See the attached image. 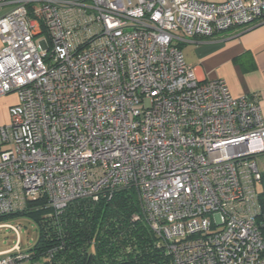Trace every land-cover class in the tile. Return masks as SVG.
<instances>
[{
	"label": "built area",
	"instance_id": "2783aa9c",
	"mask_svg": "<svg viewBox=\"0 0 264 264\" xmlns=\"http://www.w3.org/2000/svg\"><path fill=\"white\" fill-rule=\"evenodd\" d=\"M3 8L0 96L19 102L0 126V217L37 199L58 217L129 187L172 264H264L260 100L199 79L175 43L179 31L211 37L264 21V0ZM24 263L44 261L19 242L0 252V264Z\"/></svg>",
	"mask_w": 264,
	"mask_h": 264
},
{
	"label": "trees",
	"instance_id": "16d2710c",
	"mask_svg": "<svg viewBox=\"0 0 264 264\" xmlns=\"http://www.w3.org/2000/svg\"><path fill=\"white\" fill-rule=\"evenodd\" d=\"M260 203L264 234V182ZM50 212L43 199H37L13 214L36 219L39 235L29 250L44 264H172L141 215L134 188H119L99 200H75L58 217H50ZM50 250L52 257L44 259Z\"/></svg>",
	"mask_w": 264,
	"mask_h": 264
},
{
	"label": "crops",
	"instance_id": "0c3cea01",
	"mask_svg": "<svg viewBox=\"0 0 264 264\" xmlns=\"http://www.w3.org/2000/svg\"><path fill=\"white\" fill-rule=\"evenodd\" d=\"M3 11L0 9V15ZM175 43L199 79L222 78L232 95L258 96L264 120V21L220 31L211 37H188L179 31Z\"/></svg>",
	"mask_w": 264,
	"mask_h": 264
},
{
	"label": "rangeland",
	"instance_id": "374dc122",
	"mask_svg": "<svg viewBox=\"0 0 264 264\" xmlns=\"http://www.w3.org/2000/svg\"><path fill=\"white\" fill-rule=\"evenodd\" d=\"M39 37H37V40ZM2 46L0 39V47ZM19 102L18 92L12 91L0 96V126L9 125L12 121L10 107ZM257 163L264 171V154H258L256 157ZM264 174V172H263ZM264 182V181H263ZM26 207H24L25 209ZM10 213L2 216L0 225L8 224L19 227L18 233L9 226H0V252L13 248L16 243H20L22 250L27 251L36 243L38 239V223L35 218L27 214ZM13 215V216H12ZM26 264V263H24Z\"/></svg>",
	"mask_w": 264,
	"mask_h": 264
}]
</instances>
